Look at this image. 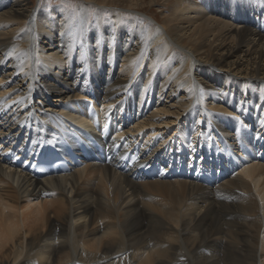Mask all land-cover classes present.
<instances>
[{
	"label": "bare ground",
	"instance_id": "obj_1",
	"mask_svg": "<svg viewBox=\"0 0 264 264\" xmlns=\"http://www.w3.org/2000/svg\"><path fill=\"white\" fill-rule=\"evenodd\" d=\"M144 3L0 0V264H264V0ZM88 130L115 165L29 170ZM157 158L226 176L128 174Z\"/></svg>",
	"mask_w": 264,
	"mask_h": 264
},
{
	"label": "rangeland",
	"instance_id": "obj_2",
	"mask_svg": "<svg viewBox=\"0 0 264 264\" xmlns=\"http://www.w3.org/2000/svg\"><path fill=\"white\" fill-rule=\"evenodd\" d=\"M39 2H40V0H31V3L34 7H37L39 5L40 6H48V7H52V6L59 7V6H61L63 8L69 9L73 13H76L75 11L78 9V6H80V4L84 5L86 2H88V0H41V4ZM160 3H162V4L164 3L165 6L168 5L166 3V0H163V1L157 0L156 3H154V1H152V0H146V3H144L143 9L138 10V11L125 9L124 11L127 13V15H132V16L137 15L140 18H142L145 22H151L155 26L156 22H155V20H153L151 18H153V16H157L159 18H160V16L163 17L162 10L164 8L161 9V5H158ZM89 6H90V10L92 11V13H95L97 10V9H95V6H91V4ZM118 7H120V6H118ZM92 18H94V15L92 16Z\"/></svg>",
	"mask_w": 264,
	"mask_h": 264
}]
</instances>
